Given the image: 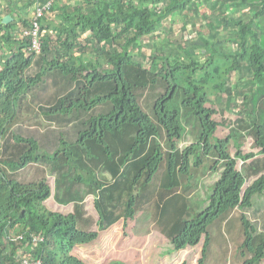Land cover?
<instances>
[{
  "label": "trees",
  "instance_id": "trees-1",
  "mask_svg": "<svg viewBox=\"0 0 264 264\" xmlns=\"http://www.w3.org/2000/svg\"><path fill=\"white\" fill-rule=\"evenodd\" d=\"M198 1L53 4L41 19L40 53L27 50L30 38L19 36L14 24L0 21V264H22L25 257L40 258L42 264H88L74 248L94 242L120 219L134 218L138 196L154 178L157 222L173 249L202 242L203 264L217 227L222 222L221 237L227 242L226 230L237 220L241 242L236 257L243 264L264 258V212L259 218L247 215L255 199L264 197V162L258 167L252 160L249 174L238 167V161L256 156L241 150L247 135L264 155V0H213L210 12L202 16L215 14L217 23L206 21V33L195 30L191 49L179 43L178 50L159 54L154 48L149 63L134 60L131 52L139 42L152 39L164 19L199 14ZM247 6L255 10L252 18L233 16ZM25 7L20 6L22 12ZM27 19L21 18L23 26ZM224 33L235 44L233 50L218 49L214 39ZM88 48L95 55L83 61L81 54ZM244 63L251 78L233 84L232 73L244 76ZM52 85L54 94L48 92ZM243 87L248 88L242 100L245 118L238 116L226 137H216L219 124L212 116L217 110L206 103L225 97L226 105L235 104L232 96L242 94ZM43 89L46 93L40 95ZM145 92L155 96L152 115L140 104ZM34 105L53 127V135L42 142L18 132L24 128L19 125L23 111ZM187 132L194 142L182 149L178 143ZM212 153L213 165L222 170L201 208L203 201L189 203L190 184L182 179L192 177L191 158L196 168L202 156ZM33 164L47 165L54 173V198L59 204L72 203L71 212L45 205L53 193L47 176L26 182L18 178L19 171ZM252 176L256 178L246 184ZM89 194L96 229L84 225L83 202ZM237 210L240 216L234 215ZM35 235L43 240L34 242Z\"/></svg>",
  "mask_w": 264,
  "mask_h": 264
},
{
  "label": "rangeland",
  "instance_id": "rangeland-1",
  "mask_svg": "<svg viewBox=\"0 0 264 264\" xmlns=\"http://www.w3.org/2000/svg\"><path fill=\"white\" fill-rule=\"evenodd\" d=\"M213 0L206 2L204 0H199L197 2V7L199 14L197 15H186L179 16L173 15L168 19H164L161 27L156 31L154 37L150 39L146 38L143 42H139L137 48L132 50L133 59L142 62L145 60L146 63L150 61L147 60L148 57H151V53L154 48H158V53H169L173 49L178 50L179 43L185 48L192 47L193 41L195 39V30H204L203 33L207 32L206 21H212L217 23V16L211 14L209 18L204 19L202 15H205L209 11V4ZM62 3V0L59 1ZM55 5V3H53ZM32 14V11H30ZM217 15V13H216ZM28 16V12L26 13ZM28 20V19H27ZM205 20V21H204ZM15 25V23H13ZM16 29V27L14 28ZM86 35L83 33L82 37ZM192 36V39H189ZM206 36V35H205ZM225 36V37H224ZM151 37V36H150ZM226 34H221L215 42H219L220 46L218 49L223 51H230L235 48V44L231 41H228ZM53 38L54 35H53ZM189 39V40H188ZM200 41H198L199 43ZM84 44V42H82ZM57 47V45L55 44ZM3 52V51H0ZM144 53V57L142 56ZM79 53L77 49L74 50V55L77 56ZM94 51L92 48H88L81 54L83 61L89 60L90 57H93ZM104 61L103 59H100ZM201 60V58H200ZM154 67L152 64H148V67ZM155 68V67H154ZM252 72L248 63H244V76H241L239 71L232 73L231 82L237 83L242 82L251 78ZM230 82V83H231ZM57 88V85H55ZM248 88H242V94H234L232 100L235 101V104L226 105L225 97L221 100H215L214 97H211L210 102H207L205 106L214 107L217 112L212 116V118L218 122V127L215 131V136L218 138H224L228 135L230 128L236 123L238 116L242 115L245 118V114H242L244 108H242V100L244 98L243 94L247 93ZM48 92L54 94V86H50ZM46 90L43 89L44 95ZM234 93V92H233ZM150 92H145L140 98V104L142 108L149 114L152 115V103L155 99V96L150 97ZM249 111V108H247ZM37 107L31 106V108H26L23 113V119L19 123L24 128L21 129V132L18 131L23 136L32 134L40 142L49 139L53 133V127H49L43 120L40 112L36 111ZM33 122L31 123V121ZM252 120H256L255 114L252 115ZM32 132L30 133V130ZM243 145L241 146L242 152H254L256 156L247 160L245 163L238 161V167H244L246 173H250L248 167L249 163L252 160L258 167L263 166L264 155L259 153V148L255 146V139L252 135H247L243 140ZM194 142V138L190 132H187L186 136L179 141L178 145L180 148L190 145ZM231 148V146H230ZM233 152V151H232ZM213 154V153H212ZM216 155L213 156H202V162L198 167L192 165V158L190 159L191 169L190 173L192 177L188 180L185 176L182 179V182L185 184H190L189 188L186 191V195L190 204L197 202H204L206 204L200 203L201 208L204 205H207V197L210 194L213 184L219 178L221 168L219 165H213ZM47 165L43 166L41 164H33L18 173V178L21 181H32L38 176L45 175L47 176V181L51 186L52 195L45 201V205L52 210L61 211L63 213H68L73 210L72 203H63L59 204L55 198L54 194L58 190L54 188V173L50 172ZM216 167V168H213ZM44 168V169H43ZM44 170V172L42 171ZM162 169V168H161ZM264 173V170L262 171ZM107 178H109L108 175ZM256 176H252L247 180L246 184L251 183ZM152 182V183H151ZM147 184L145 191L138 196L140 200V205L137 207L134 218L132 219H120L117 223L111 225L108 229L101 231L99 237L92 243L87 245L76 246L73 250L78 257L87 262L88 264H108L113 260H120L125 264H199L201 257L202 242H200L195 247H188L183 250L173 249L172 244L169 242L165 234L160 230L161 225L157 222L156 217V208L154 201L158 198V180L154 178L153 181ZM82 192L85 190L84 186H79ZM144 199V201H142ZM199 204V203H198ZM264 197L256 198L251 210L247 213L250 218H253V215L256 218L262 216L264 212ZM83 211L86 217V224L88 229H96V220L97 214L93 206V196L89 194L85 197L83 202ZM234 215H241L239 210L235 211ZM222 225V227H221ZM221 228V231H220ZM240 225L237 220L232 221V226L230 229L226 230L227 242H223L221 234L224 233L223 224L217 227V233L213 239V248L211 247L210 256L203 262V264H243L244 259L241 257H236V252L238 250V245L241 242L239 236ZM16 233V232H13ZM231 239V241H230ZM239 252V251H238ZM220 260H225V262H219ZM258 264H264V258L258 262Z\"/></svg>",
  "mask_w": 264,
  "mask_h": 264
},
{
  "label": "built area",
  "instance_id": "built-area-1",
  "mask_svg": "<svg viewBox=\"0 0 264 264\" xmlns=\"http://www.w3.org/2000/svg\"><path fill=\"white\" fill-rule=\"evenodd\" d=\"M54 1L56 0H45L44 2H41L40 0H35V2L33 3L34 8L32 10V14L30 15L28 25H22L18 30L19 36L21 35L30 38V46L27 47V50L29 52L40 53L41 51V38L43 35L40 26L41 19L43 16L49 13V10L53 5ZM24 50L26 51V48ZM32 238L34 242H39L43 240V236L41 235H35ZM22 264H42V261L40 258L37 257L34 259L25 257L22 261Z\"/></svg>",
  "mask_w": 264,
  "mask_h": 264
},
{
  "label": "crops",
  "instance_id": "crops-1",
  "mask_svg": "<svg viewBox=\"0 0 264 264\" xmlns=\"http://www.w3.org/2000/svg\"><path fill=\"white\" fill-rule=\"evenodd\" d=\"M60 0L54 1L55 7H59L61 5L66 6L67 4L70 6L76 5L77 3H81V0H62V3H59ZM35 0H0V21L3 22H10L15 23L16 30L18 31L19 28L22 26L21 18H30V11L33 10L34 5L33 3ZM28 4V6H27ZM20 6H27L28 16H26V10L20 8ZM57 12V11H55ZM22 13V14H21ZM21 14V17L20 15ZM255 14V10L247 7L240 9L239 11H235L233 14L234 17H241L242 20L246 21L253 17Z\"/></svg>",
  "mask_w": 264,
  "mask_h": 264
}]
</instances>
